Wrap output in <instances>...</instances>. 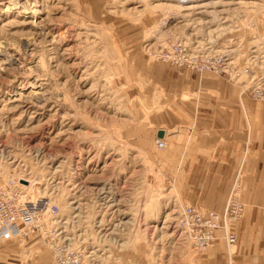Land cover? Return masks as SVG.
I'll use <instances>...</instances> for the list:
<instances>
[{"label": "rangeland", "instance_id": "obj_1", "mask_svg": "<svg viewBox=\"0 0 264 264\" xmlns=\"http://www.w3.org/2000/svg\"><path fill=\"white\" fill-rule=\"evenodd\" d=\"M260 19L264 0H0V189L57 208L1 242L0 259L13 250L17 264H60L49 244L62 239L76 264H234L245 211L224 255H211L216 243L194 249L178 225L191 203L159 167L167 141H150L149 121L174 94L148 68L175 70L167 84L185 75L158 59L178 41L232 48L242 68ZM217 75L252 98L246 74Z\"/></svg>", "mask_w": 264, "mask_h": 264}, {"label": "crops", "instance_id": "obj_2", "mask_svg": "<svg viewBox=\"0 0 264 264\" xmlns=\"http://www.w3.org/2000/svg\"><path fill=\"white\" fill-rule=\"evenodd\" d=\"M261 19L258 26L264 30ZM172 70L158 64L148 68L152 78L174 94L170 107L149 119L155 126L150 141H167L159 167L172 178L180 200L219 213L241 175L240 199L246 206L238 224L241 252L234 264H264V101L242 94L237 84L210 71L183 69L185 75L167 84ZM215 233L213 256L226 246L222 230ZM12 251L0 264L19 262Z\"/></svg>", "mask_w": 264, "mask_h": 264}, {"label": "built area", "instance_id": "obj_3", "mask_svg": "<svg viewBox=\"0 0 264 264\" xmlns=\"http://www.w3.org/2000/svg\"><path fill=\"white\" fill-rule=\"evenodd\" d=\"M232 50V48L213 52L199 48L192 50L184 42L178 41L169 48H162L158 59L180 69L187 68L200 73L210 71L226 75L235 81L241 78V74H246L247 82L243 80L242 84H247L246 90L252 98L264 101V36H260L258 43L243 54L245 58L242 68L235 63L236 57ZM165 145L163 139L155 140V146L159 149ZM180 207L178 225L188 235L194 249L203 250L212 246L217 238L215 233L217 230L223 231L222 238L227 245L236 242L237 235L233 231L232 223L241 220L245 206L236 196H232V191L222 213L202 208L200 205L184 204ZM43 208L45 203L41 197L37 200L16 199L12 190L0 189V243L21 237L32 230L37 225ZM46 210L50 215H55L57 208L51 205ZM49 247L60 264H76V255L69 256L75 252L66 249L62 239L59 242H51Z\"/></svg>", "mask_w": 264, "mask_h": 264}, {"label": "bare ground", "instance_id": "obj_4", "mask_svg": "<svg viewBox=\"0 0 264 264\" xmlns=\"http://www.w3.org/2000/svg\"><path fill=\"white\" fill-rule=\"evenodd\" d=\"M198 1H205V0H188V1H181V0H177V2H179L180 4H182V5H186V4H191V3H194V2H198ZM184 2H186V3H184ZM187 9V8H186ZM169 48V47H168ZM184 70H189V69H187V68H183ZM161 137V136H160ZM234 186H232L233 188H231V191H232V196H236L240 201H241V199H240V182H239V179H237V180H235V182H234V184H233ZM231 191H230V193H231ZM230 195V194H229ZM229 197V196H228ZM43 200H44V203H45V208H43L42 209V212L43 213H41L40 214V216L39 217H41L43 214H45V213H47V214H49L48 213V210H46V208L48 207V206H50L49 204H50V202L48 201V199H46V198H42ZM227 201H228V198H227ZM227 201H226V203H225V207H226V204H227ZM225 207H224V209H225ZM224 209H223V212H224ZM50 215V214H49ZM242 219V218H241ZM38 221H39V218H38ZM37 222V221H36ZM178 222H179V220H178ZM181 231L184 233V231L181 229ZM223 232V231H222ZM186 234V233H185ZM187 235V234H186ZM188 236V235H187ZM217 239V238H216ZM237 241V240H236ZM226 242V241H225ZM227 244V243H226ZM229 246H231V245H229ZM66 247V249H70L69 247H67V246H65Z\"/></svg>", "mask_w": 264, "mask_h": 264}, {"label": "water", "instance_id": "obj_5", "mask_svg": "<svg viewBox=\"0 0 264 264\" xmlns=\"http://www.w3.org/2000/svg\"><path fill=\"white\" fill-rule=\"evenodd\" d=\"M158 135H159V136H161V135H162V133L160 132Z\"/></svg>", "mask_w": 264, "mask_h": 264}]
</instances>
